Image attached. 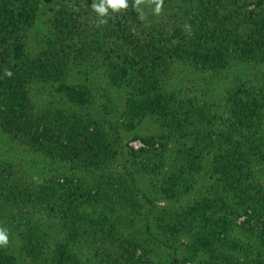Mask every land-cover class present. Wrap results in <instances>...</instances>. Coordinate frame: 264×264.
I'll return each mask as SVG.
<instances>
[{
    "label": "trees",
    "instance_id": "obj_1",
    "mask_svg": "<svg viewBox=\"0 0 264 264\" xmlns=\"http://www.w3.org/2000/svg\"><path fill=\"white\" fill-rule=\"evenodd\" d=\"M157 1L163 4L172 0ZM239 1L197 0L181 20L187 31L179 22L172 35L166 36L156 28L139 27L134 8L136 0H128L126 9L109 10L105 17L92 8L94 0H57L47 19L48 32L43 48L30 56L25 50L23 32L33 24L40 0H0V130L18 144L49 158H59L72 169L97 172L98 175L90 186H82L72 177L59 176L52 181L54 196L61 202L56 209L49 204L53 194L43 193L34 199L40 201L38 205H43L49 218H58L62 240L54 243L48 254L50 235L46 230H40L47 246L44 249L40 243L31 245L28 242L25 249L22 246L27 254L36 259L45 256L46 264H77L81 248L89 251L93 259H99L100 264H151L145 243L155 239L149 221L143 228H137L131 220L123 223L122 217H127L128 213L135 217L141 215V208L148 199L139 193L130 173L118 175L110 168L111 159L118 153L115 132L109 134V126L104 128L103 123L88 116L79 117L49 106H36L31 100L30 86L48 84L72 104H90L93 99L90 88L84 84H70L68 78L72 67L89 72L102 67L109 83L127 92L125 109L129 129L134 122L147 117L157 116L169 124L176 118L177 110L185 105L189 108L185 121L193 114L199 117L203 108L197 107L192 99L176 103L173 94L164 92L157 81L159 73L165 71L159 70L174 58L210 70L225 68L229 59L263 60L264 17L253 18L264 15L260 5L262 0L241 5ZM228 12L239 16L246 14L254 19L245 22L249 24L245 27L249 29L247 34L234 36L231 27H236L232 23L225 27ZM218 13L223 15L222 21L208 30L209 36H202L207 17ZM100 18L102 24L94 26L92 21ZM142 36L145 38L141 39ZM9 72L11 75L7 74ZM193 110L196 114H192ZM78 120L81 122H76ZM218 139L222 146L218 143L220 152L213 156L214 168L209 176L212 180L204 186L206 195L192 207L187 206L189 219L186 218L179 229L172 224L175 229L171 234L179 236L184 229L193 238L188 247L194 251L197 245H209L213 239L221 246L225 245L230 241L228 234L233 229L239 234H254L260 243L256 257H249L247 248L234 240L230 244L238 250L236 254L213 255V259L204 263L264 264V179L261 176L264 174V136L252 134L242 141L228 139L231 142L228 146L222 143L227 140L222 133ZM143 143L145 147L136 152H155L153 155L162 156L163 149L155 147L153 142ZM196 156L198 154L194 158ZM160 162L159 168L150 165L151 170L147 173L151 180L159 178L158 181L171 188L178 187L183 194L196 183L198 172L189 168H179L175 174L170 172L158 177ZM1 165L0 185L12 175ZM3 191L5 189H0L1 193ZM4 197L13 199L11 203L16 208L19 200L31 196L11 188ZM87 201L91 207L79 211L75 204ZM182 201L181 198L180 207ZM241 217L243 220L237 222ZM27 232L24 237H28ZM154 235L160 245L176 244L169 238L162 240L156 233ZM0 264H18L5 246L0 247Z\"/></svg>",
    "mask_w": 264,
    "mask_h": 264
},
{
    "label": "rangeland",
    "instance_id": "obj_2",
    "mask_svg": "<svg viewBox=\"0 0 264 264\" xmlns=\"http://www.w3.org/2000/svg\"><path fill=\"white\" fill-rule=\"evenodd\" d=\"M56 1L40 0V8L33 24L23 32L25 50L30 56H34L43 48L48 32L47 19ZM250 1L252 0H240L239 5L252 4L249 3ZM196 4L197 0H172L163 4H159L157 0H136L134 5L136 22L140 28H145V30L156 28L166 36H171L176 24L180 22L183 27L181 20H183L185 11ZM260 5L264 12V0ZM228 16L229 20L225 27L232 23L236 27L230 26L231 32H235L234 36H244L248 33L249 29L245 27L249 24L245 22H251L253 18L260 20L264 17L258 14L250 19L244 14L241 15L245 17L243 19L238 14L230 12ZM221 18H223L222 13L207 17L202 36H209L208 30L216 27L222 21ZM102 22L103 19L100 18L93 20L92 24L99 26ZM183 28L187 31L186 27ZM143 38L145 36L141 39ZM128 53L131 54V52ZM161 70L165 73H159L157 82L161 83L164 92L173 94L176 103L192 99L197 107L203 108L199 112V117L193 114H196L193 110V116L189 117V121H185L184 118L189 109L185 105L177 110L176 118L172 119L169 124L155 116L144 118L140 122L136 121L129 129V119L125 109L127 92L112 86L102 67L90 70V72L72 67L68 78L70 84H84L90 88L93 96L90 104L81 106L72 104L56 93L50 85L43 83L31 85L30 96L32 102L38 107L49 106L75 116H88L98 123H103L104 128L109 126L108 128H111L109 134L112 135L115 132L117 135L115 148L118 153L115 158L111 159L110 168L118 175L130 173L134 177V184L139 193L148 199L141 208V215L135 217L134 214L127 212V217H122L123 223L126 224L127 220H131L137 228H143L149 221L151 233L156 240L154 233L162 240L169 238L176 243L167 245L170 243L167 242L166 245H160L155 239L146 241L145 246L148 247L147 254L152 261L151 264H205L204 262L210 258L213 259L211 257L213 255L236 254L238 250L232 248L230 244L234 240H239L240 246L247 248L249 257H256L260 252L258 251L260 243L254 234H239L236 229H233L228 234L230 241L225 245L221 246L213 239L209 245H197V250L194 251V248L188 247L193 238L184 232L183 228L179 236H172L171 233L175 229L174 226H178L179 229L186 218L189 219L187 206L192 207L194 202H200L202 196L206 195L204 186L212 180L209 176L212 174L211 168H214L213 156L220 152L219 135L222 133L223 138L227 137V140L222 142L224 146L231 145L228 139L231 141L241 139L242 141L252 134L264 136V59L261 61L229 59L225 68L210 70L208 68L199 69L174 58L167 61L159 71ZM160 89L158 88V91ZM256 104L260 105L256 107ZM145 141L153 142L155 147L163 149L162 156L153 155L156 154L155 152L147 154L136 152L145 147L143 143ZM195 154L198 156L194 158ZM160 161H162V166L161 169H157L158 177L166 176L170 172L175 174L179 168L184 170L189 168L193 172H198L196 183L194 181L192 188L183 194L178 187L171 188L165 182L158 181L159 178L151 180L147 171L151 170L150 165L152 164L159 168ZM0 164L8 172H12L11 177L6 179L5 185H0L1 190L5 189L3 193L0 192V228L7 229L9 234V243L5 247L16 258L18 264H46L45 256L39 259L32 258L22 249V246L25 249L28 242L31 245L36 242L45 249L47 243L40 236V230H46L50 235L49 248L46 250L49 254L53 244L62 240V234L59 232L58 218L55 216L51 217L52 219L49 218L47 212L43 210L45 209L43 205H38L40 201L35 202L34 199L42 196L43 193L53 194L49 204L55 206L56 209L61 202L58 197L54 196L52 181L58 179L59 176L72 177L80 185L90 186L98 179L97 172L72 169L68 163L60 162L59 158H49L18 144L1 130ZM261 176L264 179V174ZM11 188L13 190L16 188V192H27L31 196L30 199L19 200V207L15 208L11 203L14 200H7L4 197V194L9 193ZM181 198L183 201L180 207L178 203ZM75 205H78L79 211H83L89 209L92 204L87 201L77 202ZM30 212L32 213L29 215ZM243 218H239L237 222ZM157 222L160 224L156 226ZM26 231H28V237L23 236L26 235ZM174 246H177L176 249ZM79 251H81V257L77 264H100V260L93 259L89 251L81 250V248Z\"/></svg>",
    "mask_w": 264,
    "mask_h": 264
},
{
    "label": "clouds",
    "instance_id": "obj_3",
    "mask_svg": "<svg viewBox=\"0 0 264 264\" xmlns=\"http://www.w3.org/2000/svg\"><path fill=\"white\" fill-rule=\"evenodd\" d=\"M128 7V0H94L92 3V8L96 13L105 17L108 15L109 10L113 12L119 11L121 9H126ZM11 75V73H7ZM9 243V234L7 229L0 228V247L6 246Z\"/></svg>",
    "mask_w": 264,
    "mask_h": 264
}]
</instances>
